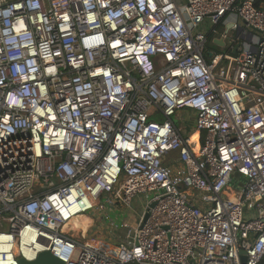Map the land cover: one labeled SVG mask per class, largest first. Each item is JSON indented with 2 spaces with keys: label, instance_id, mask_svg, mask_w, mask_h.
I'll list each match as a JSON object with an SVG mask.
<instances>
[{
  "label": "built area",
  "instance_id": "obj_1",
  "mask_svg": "<svg viewBox=\"0 0 264 264\" xmlns=\"http://www.w3.org/2000/svg\"><path fill=\"white\" fill-rule=\"evenodd\" d=\"M256 2L0 0V264H264ZM138 196L135 224L107 212ZM92 212L123 243L83 236Z\"/></svg>",
  "mask_w": 264,
  "mask_h": 264
},
{
  "label": "crops",
  "instance_id": "obj_2",
  "mask_svg": "<svg viewBox=\"0 0 264 264\" xmlns=\"http://www.w3.org/2000/svg\"><path fill=\"white\" fill-rule=\"evenodd\" d=\"M235 21H238L237 17L234 15V14H228L225 19H224V22L220 25V30L222 29V32L221 33H228V35H231L233 36L238 42L240 41L242 43V45H244L245 43H249V39L248 38H244L241 36V33L240 31H238L237 29H235L233 27V23ZM242 24V22H241ZM250 39L253 35H256V31L254 30H251L250 32ZM214 38V37H212ZM217 39V38H214L213 41ZM211 48L212 49H215L214 47L216 46L217 49L215 50H219V49H224V48H228V46L225 44L224 47L222 46H219L217 44H214L212 43L211 45ZM186 116L187 118H190L193 115V112L191 110H185V111H182L179 116ZM189 123H191L193 125V121H191L189 119ZM107 212L110 213V214H114L115 213V217L119 214L118 211L115 210V208H111V207H107ZM94 215H92V213L90 214H85L83 215L81 218L85 219V217L89 218V225H85L82 232H84L83 236L86 235V238H97L99 239L102 244V246L105 247L106 250L108 249H114L115 248V245L114 244H118V243H123V241L125 240V232H123V228H120V229H113L111 228L107 223L106 221L103 220V216L102 215H99V214H96V213H93ZM97 219H96V218ZM78 220L76 219L74 221V223L76 224ZM134 222V223H133ZM137 222V220H134L132 221L131 223L128 222L129 224H135ZM96 229V233L95 234H92L90 235V232L92 229ZM119 230V231H117ZM88 234V235H87ZM107 235V237L105 236ZM82 237V236H81ZM114 243V244H113ZM112 244V245H111Z\"/></svg>",
  "mask_w": 264,
  "mask_h": 264
},
{
  "label": "rangeland",
  "instance_id": "obj_3",
  "mask_svg": "<svg viewBox=\"0 0 264 264\" xmlns=\"http://www.w3.org/2000/svg\"><path fill=\"white\" fill-rule=\"evenodd\" d=\"M221 31H222V29H221ZM214 48L217 49L216 46ZM226 50H227V48L219 49L220 52H225ZM193 118H194V116L190 117L189 119L191 121H193ZM180 123H181V121H180ZM187 126H190V131L193 130V128H191L193 126L191 123H188V124L187 123H182L183 130H187ZM238 184H239V182L237 180L234 181V182H231V185L234 188H237L236 186H238ZM143 205H144L143 197L142 196H138L137 198H135L133 200V203L131 205H127V206L120 207L121 208L120 209V213L116 217H115V213H114L112 219H114L116 222H122L124 220H127L130 223L132 221H134V220H138L140 218V214L143 211ZM93 213L94 212H92V215H94ZM85 218H87V217H85ZM83 219L80 217L77 220H83ZM107 224H110V221H107ZM87 225H89V218H87ZM75 227H76V224H75ZM96 229L95 228L92 229L91 232H90V235L95 234L96 233ZM122 230L126 234V229L123 228ZM117 231H119V230H117ZM76 234L78 235L79 238L82 236V233L81 232L79 233L77 231ZM105 236L107 237V235H105Z\"/></svg>",
  "mask_w": 264,
  "mask_h": 264
},
{
  "label": "water",
  "instance_id": "obj_4",
  "mask_svg": "<svg viewBox=\"0 0 264 264\" xmlns=\"http://www.w3.org/2000/svg\"><path fill=\"white\" fill-rule=\"evenodd\" d=\"M214 43L224 47L225 42L222 39H215ZM241 46V42H239L235 49L232 51L233 54H237L239 47ZM148 215H146L147 218ZM244 261H246V257L243 258ZM19 264H64L60 259H58L56 256L53 255L51 251H42L37 259L35 260H26L25 258L20 257L19 258Z\"/></svg>",
  "mask_w": 264,
  "mask_h": 264
},
{
  "label": "trees",
  "instance_id": "obj_5",
  "mask_svg": "<svg viewBox=\"0 0 264 264\" xmlns=\"http://www.w3.org/2000/svg\"><path fill=\"white\" fill-rule=\"evenodd\" d=\"M257 6H261L262 4L264 5V0H257L256 2ZM211 39V36H210ZM87 224V218L83 220H78L76 222V228L83 230L84 226Z\"/></svg>",
  "mask_w": 264,
  "mask_h": 264
},
{
  "label": "bare ground",
  "instance_id": "obj_6",
  "mask_svg": "<svg viewBox=\"0 0 264 264\" xmlns=\"http://www.w3.org/2000/svg\"><path fill=\"white\" fill-rule=\"evenodd\" d=\"M195 134H196V133H195ZM194 137H197V135H194ZM80 217H82V216H79V217L75 218V220L78 219V218H80ZM75 220H74V221H75ZM74 221H73V222H74Z\"/></svg>",
  "mask_w": 264,
  "mask_h": 264
}]
</instances>
